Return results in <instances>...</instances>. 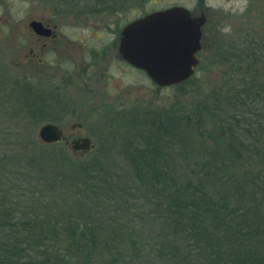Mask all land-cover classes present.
I'll return each instance as SVG.
<instances>
[{"label": "trees", "instance_id": "trees-1", "mask_svg": "<svg viewBox=\"0 0 264 264\" xmlns=\"http://www.w3.org/2000/svg\"><path fill=\"white\" fill-rule=\"evenodd\" d=\"M31 1L91 14L119 0ZM253 41L228 60L235 89L186 112L116 116L119 169L106 151L0 153V264H264V61L248 60L264 35ZM23 83L3 75L0 89L26 120L54 121Z\"/></svg>", "mask_w": 264, "mask_h": 264}, {"label": "rangeland", "instance_id": "rangeland-1", "mask_svg": "<svg viewBox=\"0 0 264 264\" xmlns=\"http://www.w3.org/2000/svg\"><path fill=\"white\" fill-rule=\"evenodd\" d=\"M175 6L184 7L195 13L194 15L203 12L206 17L202 29L204 40L198 54L199 66L187 84L160 88L145 75L132 70L130 79H127L131 84L132 101L125 112L124 110L104 111L102 108L73 111L77 108L75 102L85 101L84 96L68 97L69 111L65 109L58 112L53 107H51L52 111H45L49 117L57 121H64L65 116H68L67 121L77 118V121L85 123L87 131L93 135V149L80 160H89L97 151L103 153L106 151L108 152L106 158L105 156L100 158L119 169L124 163V157L120 155L122 149L120 138L115 137L112 140L116 128L113 120L116 116L155 113L162 110L186 112L190 107L200 104V101L213 91L227 92L231 86L233 88L230 89H235L236 84L239 83L236 79L240 74L233 72V68L230 69L228 60H244L241 57L237 58V48L240 49L241 54H244L245 47H254L247 43H253V39L258 40L264 35V0H130L129 2L119 0L108 10L91 14L67 12L43 1L0 0V79L4 75L12 81H19L22 85L25 82L27 86H34L32 81L34 79L23 61L30 59L29 45H25L22 39L24 35L27 36L26 26L33 19L59 25V30L68 34L73 42L82 36L85 38L102 36L101 40H107L114 31L120 30L128 22L151 12ZM86 41L90 42L88 39ZM22 44L24 49L20 47ZM260 54L261 58L253 56L248 60L264 61V52ZM257 69L264 75V64L257 65ZM42 78L38 77L37 80H43ZM127 81L122 80V85ZM1 93L2 89H0V153H8L12 156L22 154L24 157L35 147L47 151L64 147L59 144L41 143L37 131L46 122H37L36 118L26 120L20 111H16L14 95H11L13 98H9L8 95ZM109 93L114 94L111 86ZM40 95L44 97L41 92ZM57 99L66 102V97L58 96ZM106 120L111 124L108 137L107 134H98V131L103 133L104 130L98 128L99 122L104 124L108 122ZM65 151L70 157L78 159L67 147Z\"/></svg>", "mask_w": 264, "mask_h": 264}, {"label": "flooded vegetation", "instance_id": "flooded-vegetation-1", "mask_svg": "<svg viewBox=\"0 0 264 264\" xmlns=\"http://www.w3.org/2000/svg\"><path fill=\"white\" fill-rule=\"evenodd\" d=\"M202 13L197 15L192 13V16L198 17ZM132 21L120 30L114 31L107 40H101L102 36L89 38L82 36L73 42L68 34L59 30V25L41 19L31 20L26 26L27 36L24 35L22 39L25 45H29L30 59L23 61L34 79L32 80L33 88L43 93L48 106L58 112L65 109L69 111L67 101L68 97L72 96L85 97L83 103L75 102L76 106L73 104L77 107L73 111L102 108L104 111L124 110L125 112L132 101L131 84L129 80L127 81L131 77L132 70L149 79L143 71L133 67L120 53L122 31ZM203 26L200 50L204 40ZM20 47L24 49L23 44ZM198 59L200 60L199 56ZM38 77H43V80H37ZM122 80L127 83L122 85ZM42 85L44 87L40 88ZM110 86L114 91L112 95L109 93ZM58 96L66 97V102L64 103L63 99L58 100ZM67 118L68 116H65L64 121L54 119L44 124H54L62 132L60 141L51 145H63L71 151L73 156L80 159L92 152L93 145L87 152L74 147L81 145L80 140L83 138H88L93 144V135L87 131L84 122L77 121V118L67 121ZM99 124L98 128H103L101 125L105 126V123L99 122ZM98 134L103 133L98 131Z\"/></svg>", "mask_w": 264, "mask_h": 264}, {"label": "water", "instance_id": "water-1", "mask_svg": "<svg viewBox=\"0 0 264 264\" xmlns=\"http://www.w3.org/2000/svg\"><path fill=\"white\" fill-rule=\"evenodd\" d=\"M202 14L193 17L181 6L154 11L129 23L122 31L121 55L136 69L143 71L158 87L179 85L190 79L199 64ZM43 144L60 141L62 132L54 124L37 131ZM74 149L89 151L88 138Z\"/></svg>", "mask_w": 264, "mask_h": 264}]
</instances>
